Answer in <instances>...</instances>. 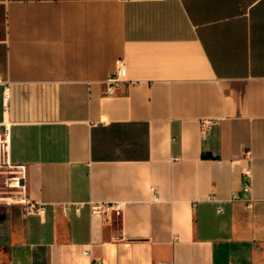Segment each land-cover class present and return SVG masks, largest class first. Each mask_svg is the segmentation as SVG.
<instances>
[{"label":"crops","instance_id":"crops-1","mask_svg":"<svg viewBox=\"0 0 264 264\" xmlns=\"http://www.w3.org/2000/svg\"><path fill=\"white\" fill-rule=\"evenodd\" d=\"M6 128L0 264H264V0H0Z\"/></svg>","mask_w":264,"mask_h":264},{"label":"built area","instance_id":"built-area-1","mask_svg":"<svg viewBox=\"0 0 264 264\" xmlns=\"http://www.w3.org/2000/svg\"><path fill=\"white\" fill-rule=\"evenodd\" d=\"M127 77V69L124 58H120L117 62L116 68L107 76V89L113 93L116 88ZM9 96V88L5 90V98ZM211 122V120H204V124ZM11 139L9 129L6 128L0 132V172L5 175V182L8 192H16V197L21 202L27 212H43L45 206L43 203L35 202L27 193L26 185V164L13 163L10 159ZM243 174L250 178L243 186L244 191H251L252 188V168L251 166L243 167ZM153 191L155 190L152 187ZM233 197H240V193L235 192ZM252 199H249L248 206H251ZM70 205H73L77 212L88 206L93 216H99L104 221L110 222L115 218L121 216L124 211L125 202L122 200H82L64 203V210L67 211ZM55 207V204L53 203ZM156 264H167L162 260L157 261Z\"/></svg>","mask_w":264,"mask_h":264},{"label":"rangeland","instance_id":"rangeland-1","mask_svg":"<svg viewBox=\"0 0 264 264\" xmlns=\"http://www.w3.org/2000/svg\"><path fill=\"white\" fill-rule=\"evenodd\" d=\"M16 195V192H8L7 186L5 182V175L0 172V212H3L1 207L4 206V204H15L17 198L13 197ZM5 226H0V236L2 234V228Z\"/></svg>","mask_w":264,"mask_h":264}]
</instances>
